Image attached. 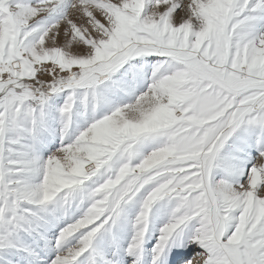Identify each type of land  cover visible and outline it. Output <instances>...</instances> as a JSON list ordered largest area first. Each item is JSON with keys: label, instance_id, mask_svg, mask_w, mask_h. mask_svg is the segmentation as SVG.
Masks as SVG:
<instances>
[{"label": "snow or ice", "instance_id": "obj_1", "mask_svg": "<svg viewBox=\"0 0 264 264\" xmlns=\"http://www.w3.org/2000/svg\"><path fill=\"white\" fill-rule=\"evenodd\" d=\"M0 264H264V0H0Z\"/></svg>", "mask_w": 264, "mask_h": 264}]
</instances>
